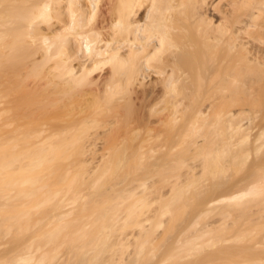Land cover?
I'll list each match as a JSON object with an SVG mask.
<instances>
[{
    "label": "bare ground",
    "instance_id": "1",
    "mask_svg": "<svg viewBox=\"0 0 264 264\" xmlns=\"http://www.w3.org/2000/svg\"><path fill=\"white\" fill-rule=\"evenodd\" d=\"M260 102H264V0H0V235L13 233L16 241L20 235L25 245L39 239L54 241L66 228H75L80 232L70 242L84 244L95 238L83 229L94 224L105 231L116 229L135 210L140 209L138 216L147 213L141 212L143 207L149 210L147 205L158 199V206L154 202L143 218L135 216L140 230L131 241L143 248L153 228L172 221L175 198L186 192L182 187L188 186L183 185L197 174L194 166L218 161L227 149L230 157L243 161L249 155L237 154L240 135H252L258 143L246 138L252 152L264 147V121L256 122L252 115V105ZM243 146L239 149L247 147ZM204 150L218 154L203 163ZM173 166L188 170L167 182L154 199H147L150 187L143 183L145 189L137 190L140 185L128 176L129 181L101 183L104 189L99 190L106 195L99 201L93 198L90 209L89 203L84 205L85 194L93 192L105 168L139 167V174L130 173H141L144 179L145 171ZM71 168L83 172L78 183L84 190L76 191L75 184L70 189L77 177ZM179 169L174 172L179 174ZM117 172L114 176H121ZM238 182L230 188L225 183L228 190L205 198L203 213L235 206L245 207L248 214L247 205L264 201L263 169ZM153 184L151 190L154 186L161 191L157 182ZM45 205L51 209L42 211ZM260 211L251 214L264 213ZM213 222L216 230L225 231L228 225L224 219ZM212 226L208 223L186 237L178 233L168 245L171 257L162 263L187 264L203 254L199 264H219L216 243L209 238L203 242ZM256 233L259 230L252 236ZM233 234L237 243L249 237L244 229ZM260 234L255 237L258 243L264 238ZM259 246L253 255L231 256L225 264H264V248L259 252ZM27 248L21 249L24 254ZM21 252L17 261L44 264L42 255L34 259L32 252L28 251L32 257Z\"/></svg>",
    "mask_w": 264,
    "mask_h": 264
},
{
    "label": "rangeland",
    "instance_id": "2",
    "mask_svg": "<svg viewBox=\"0 0 264 264\" xmlns=\"http://www.w3.org/2000/svg\"><path fill=\"white\" fill-rule=\"evenodd\" d=\"M260 103L261 104L258 103V105H260V106L262 105L261 107H259L257 104H253L252 105L253 112H254V113L252 112V115H254L256 117V118L254 117L256 122L264 121V102H260ZM205 130L206 129L204 128V132H205ZM221 135H224V134H221ZM220 136H218V138ZM225 136L227 137L226 134L224 136H222V137H224L223 140H226ZM238 137H240V138L243 137V138L239 139L240 141H238V142H240L241 145L237 142L240 145L239 147H242L244 144L247 147H245V145L243 147H245L246 149L245 148H243V149L240 148L239 149V147H237V149H236L237 150V154H245V155L248 154L249 156H245L244 160L242 161L243 157L242 158L240 157L241 159L237 158V157L233 158L234 156L230 157L231 154L229 155V151H228L229 149H227V152H226L227 155L224 152L223 153L224 157L222 155H220L221 157H220V159H218V161H217V159H215L216 161L212 159L213 162H211L212 160H210V162L212 164L210 163L209 165L208 164L207 165L209 167L212 165V167L209 168L208 166H205L203 168H200V166L199 167L198 166H196V167L194 166L195 168L193 167L192 170H193L194 173L198 174V177H197V174H196L195 175L196 177L194 176L193 178H191L188 181L189 183L191 182L189 185H183L184 187H186V186H188V187H186V188L182 187V191L185 190L186 192H189V193L181 192L178 195V197L180 199L179 198H175V200H177V201L174 202L173 215L171 214V216H173V218L171 217L172 221L168 220L169 222H171V224L167 221L166 222L167 224L166 225L164 224V226L162 228H161L162 224L159 225L160 227L157 226V227L153 228L154 231H155L154 232L153 229L151 230V231H153L152 232L153 235L151 234V231H149L148 233H150V235H152V237L151 236L149 237L148 233H147L148 234L147 236L149 237L148 238L149 242L150 241L151 242L150 243L148 242L149 244L147 243L146 245H144L143 248L136 247L135 246V242L136 241H131V238H132V240H134V238L132 236L137 234L136 232H138V230H140V228L138 229L139 225L138 224L136 225L137 222L135 223V220H136L135 216L138 219L143 218L145 216L144 214H147L151 209H153L152 206H153L154 202H156L158 199H156L153 202V204H151L149 206L147 205V209H149V210H146V206L143 207V209H145V210L144 211L142 210L141 212L143 213V212L147 211V213L145 212V213H143V215L139 214V216H138V212L140 211V209H139V211L135 210L134 215L130 214L133 217H131V218L127 217L128 219L126 218V220L128 222H124V221L122 222L124 225L127 223L125 226L123 224L121 226V224H120L119 226H116L117 227L116 229L114 227H108L109 229H106V231H105L104 228L101 229L103 226L101 225L102 226L101 227L99 225L101 228L98 226L100 228V230L98 232L97 229H99V228L97 227L96 224H94L97 228L93 225L92 228L95 227L94 229H92L91 226H90V230H89V228H88V230H86L87 228L83 229L84 231H86L85 234H87V235L90 234V235H92L91 236L92 238H95L91 242L87 241V243L85 242L84 244L75 242L73 240H72L73 241L72 243L70 242L71 239H69V238H73V235L75 236V235H77L80 232V230H77L75 228H73V229L72 228H70V229L66 228V230L64 231V236H58V237H56V239H54V241L53 240H50V241L47 240V241H45L47 243H45V242H43L44 241L43 239L42 240L39 239L38 241L40 243L39 242H35L36 240H33V242H31V241L28 242L27 241L25 243V245H24V242H25L24 240H19L21 238L20 235L18 236L19 239L17 238V241H16L15 237H17V236H15V234H13V233H7L6 235L1 234L0 235V264H33L32 262L26 263L25 261H23V262L22 261L21 262L17 261L16 260V256L18 255V253H20L22 251L21 249H23V251H25L26 250L25 247L27 248V246H28L30 248L31 244L33 245V243H36V244L39 243V245H40L41 241L43 242L42 244H44V243L45 244L44 245L41 244L40 246L37 245L39 247H35L36 245L34 244V246L32 248H30V250H27V252L28 251L32 252L33 256L34 255L37 256L36 258H38V257H40V255H42V259L44 260V264H163L162 261L165 260L167 256L171 257V254L168 253L169 252L168 251V248H169L168 245H171V244L174 243V239H175L176 235H178V233H182L183 237H186L189 234L197 233V231L200 230V228L204 229L206 227V224H208V223H210L211 226H212V222L213 221H214L213 223H216L217 221L223 220V219H224V221L226 223H228L227 227L228 228L230 227L229 228L230 230H228V229L226 230L227 227L226 228L224 227L225 231H223V228L222 229L220 228L221 230H219V229L216 230L214 228L215 226L213 225L212 226L213 230H210L208 233H206L203 236V242L207 241V238H209V242L216 243L214 245L215 247L213 248V250L215 251L214 256L217 257V260H218L219 264H225V260H228L231 256H232L231 258H235V257H237L239 255L238 257L242 258V257H245L244 255H248V253H249L248 256L253 255V254H250V253H253L254 251L257 252V248L256 247L260 245L258 248H260V247L262 248V246H263L262 243H264L263 242L264 238L262 240H260L261 237L259 238V242H262V243H258V241H255V240H258L255 237L258 238L260 232H261L260 236L264 235V222H260V223H263L262 225L257 223V222H259L261 220L264 221L263 220L264 219V213H259L261 216L259 214L256 216V212L261 210L259 208L264 207V201H261V202L255 201L256 205L252 204L253 203L252 202L251 204H252L253 208H252L250 203H249L250 205H247L248 207H250V210L252 208V210H251L252 212H254L256 210V212L252 213V214H251L250 210L247 211V209H249V208L246 209L248 214H245V212H243V210H245V207H243L244 209L241 208V210L243 212L242 213L240 208L235 207V206L233 208L232 207L231 208H226V210H225V208H222L223 212L221 210H220L221 212H217L219 209L216 210V211H210V212H206V213H203V211H202L203 210V201H205V198L207 199V197H209V196L218 195L219 193L222 192V190H223V192H224L225 189L228 190L233 185L232 182L233 183H240V182H238V180L243 182V181H245L247 179H250L251 177L256 176L257 173L259 171H261L262 169L264 171V147H263V145H259L258 146L259 149H257V151L261 150L259 152V154H257L258 152L255 151L257 147L254 148L255 150H253V152L254 151L256 152L255 155H254V154H252L253 153L252 150L250 148H248L249 146H252V144L249 145L251 142L253 144L255 143L256 145H258L257 142L252 141L253 136L252 135H250V136L249 135H246V136H243V135L241 136L240 135ZM246 138L248 139V141L251 138L250 139L251 142L248 143ZM220 139L221 138H219V140ZM243 141H244V144H243ZM245 142H247L248 144L245 143ZM237 143H234V144L238 146ZM260 146L263 147V148H261ZM233 147H234V145H233ZM251 148L253 149V146ZM247 149L251 150V151H249L250 153L248 152ZM204 151H203V163L205 162V160H207V158H209V157L211 158L213 156L212 154L214 152H215V154H218V152H216V151H214L213 153H206V151L205 152ZM232 151H235V150L233 149ZM234 153H236V152H234ZM239 156H241V155H239ZM246 157H247V159H245ZM226 158H228L230 160V162H233V164L230 163V162L227 163L228 159H226ZM231 158H233V160ZM220 160H221V163H220ZM222 160L224 162H222ZM236 160H237V162H236ZM259 160H261L263 162H261V161L259 162ZM214 161H215V164H214ZM258 162L260 163V165L258 164ZM229 163L231 164V168L234 167V169L232 168L233 170H231V168H229L230 167ZM256 163L258 164V166H257ZM216 164H217V166H216ZM221 164H223L222 167H221ZM224 164H228V166L224 165ZM234 164H235V166H234ZM254 164L256 166L255 168L253 166ZM175 167L176 166H173L172 168H174L175 170L177 169L176 170L177 173H178V169L180 168L179 169V174H183V175H179V174L175 173L174 172L175 170L174 169L172 170V168H170V167L165 169V171H164V169H158L159 171L155 170V171H158V172H154L153 169L150 170L148 168V170H150L149 171L150 173L152 171V174H151L152 176H154L155 174L156 175L154 177H152V176L148 175V174H150L148 171H145V173H144V171H142L144 173V177L147 176V178L143 179V177H142L143 175H141V173H140L141 176L140 175H136V176H140V179H139V177H137L138 180H137V178L135 179L136 176H134V175L132 176V173H130V171L133 172V170H136V171H134V173H136L138 171L137 173L139 174V171H140L139 167H138V169H136V167L134 169H133V167H130V168L129 167H123L122 169H121V167H119V168H117V167L114 168L113 167L114 169L113 168H107V169L105 168V170L102 171L101 175H99L98 179L96 180L97 181L96 185H95V183H93L95 186L93 184H92V186H94V190H95V188L97 189L95 191L98 194L97 196H99V193L102 192L99 189L103 190L104 189L103 187L105 185L109 184V182L113 183V179H115V180L117 179V181H120L122 179L125 180V181H129L130 179L127 180V177L130 176L129 178H132V181H131L132 183H133V181H134V183L136 181L137 184L140 185L139 188H137V190L145 189L144 184H146V187L147 186L150 187L148 192L151 193V191H152V193L151 194L147 193V199L148 200L149 199H154L156 192H157L156 195H158L161 192H163L162 191L163 190L162 189L163 186L166 185V187H167V184H168L167 182H171L172 180H175V179H178V178H182V176H184L185 172L188 170V168H186L185 166H182V167L181 166L180 167L177 166L178 168H175ZM213 167L214 168L218 167V168L212 169ZM219 167H221L222 170H220ZM226 167H228V168H226ZM126 168L129 169L128 172L131 175L128 172L125 173V171H127ZM184 168H185V171H184ZM61 169L64 170L63 168H61ZM61 169H59V173L62 171ZM71 169H72L71 170L72 172L77 173L76 174L77 177L76 176L74 177V181H75L74 183H71L70 185L67 184L66 187H68V185H69L70 189H73L72 186H74V184H75L74 189H76V191H80V190L82 191V189L84 190V187L81 184L78 183V182L81 181L80 180V178L82 177L81 173L83 174V172L80 169H78V168L77 169L71 168ZM112 169L113 170L121 169V170H119L117 172V171H113ZM145 169H147V168H145ZM225 169H227V171ZM143 170H144V168H143ZM224 170H225V172H224ZM163 171L165 173L169 174V175L171 174V176H169L170 178L165 173H163ZM202 171H203L204 174L202 173ZM79 172H80L81 176L79 175ZM111 172L113 173V175H111ZM114 172L115 173L116 172L117 173H121V176L119 174L117 175L118 177L114 176V175H116ZM199 172L201 173V176H200ZM207 172H209L208 176H207ZM212 172H214L213 175H212ZM146 173H147V175H146ZM164 174H165V176H164ZM219 174H221V175H219ZM246 174H247V176H246ZM122 175H124V176H122ZM148 176H149V178H148ZM163 176L167 177V178H164ZM49 177H47V180H48ZM124 177H125V179H124ZM172 177H173V179H172ZM50 178H49V180H50ZM67 178H66V181L63 182L64 184L66 182H68L69 179H70V177H67ZM76 178H77V181H76ZM197 178L200 179V180H198ZM239 178H241V179H239ZM153 179H154V181H153ZM155 179H159V180H155ZM161 179L170 180V181H166V183H165ZM229 179H231V180H229ZM106 181H108V182H106ZM158 181L159 182L162 181L163 183L162 182L159 183ZM229 181H231V183ZM104 182L107 183V184H104ZM139 182L140 183L142 182V183L139 184ZM156 182H157V185H160L159 188L161 187L160 188L161 191L159 189H157L158 188L157 185H155V187H157V188H154V186H153V189L151 190L152 184L153 183L155 184ZM63 183H62V185H64ZM101 183H103L104 186H103V184L101 186ZM225 183H226V186L230 184L228 189H227L228 186L223 188ZM148 184H150V186ZM213 185H215V186L212 187ZM79 187L80 188L82 187V189H80ZM210 188L212 190L213 189L214 190L211 191ZM155 189H157V191ZM94 190H92L93 192H91V193H87L88 195L85 194V196H86L85 199H87V200L86 201L84 200L85 201L84 203H86L84 205L86 206L89 203L88 204L89 206H86L89 209H90V207H92L91 204L94 202L95 199H96V201H99V200H101L103 198V195L104 196L106 195V193L102 192V194H100L101 197L100 196L97 197L96 196V192H94ZM153 191H154V193H153ZM90 194L93 196L92 198H91ZM89 196H90L91 200L89 199ZM152 196H154V197L152 198ZM93 198H95V199H93ZM182 198H186V199H182ZM88 200H90V201H88ZM91 201H93V202H91ZM158 204H159V201H157V203H155L154 205L158 206ZM47 206L48 205L43 206V208H41L42 211H46ZM150 206H151V208H150ZM257 206H259V208ZM257 208H258V210H257ZM50 209L51 208H49V207L47 208L48 211ZM89 209H88V211H89ZM42 211H38V214L42 213ZM262 211H264V210H261L260 212H262ZM103 213L107 215V213H109V212H107V213L103 212ZM135 213H137V214H135ZM36 214L37 213H35L34 215H36ZM81 214H82V212H81ZM106 215L105 216L103 215L104 218L106 217ZM83 216L85 217V215H83ZM83 216L80 215L79 217H83ZM86 216H88V215H86ZM91 216L90 215L88 216V218H90V220L93 221L94 219H96V217H94V216L91 217ZM258 217H259V221H257ZM262 217H263V219H262ZM101 218H103V217H101ZM105 219H107V218H105ZM105 219H102L101 221H105ZM138 219L136 221H138ZM105 228H107V227H105ZM110 228H112L113 230L110 229ZM156 228H158L157 231H156ZM71 229L73 231L75 229V231H74L75 233H76V231H78V232L76 234L72 233ZM210 229H211V227H210ZM240 229H244L245 234L249 235V237L247 236L246 239H243V240H241L240 242L237 243L235 241L236 240V235L233 234V230H240ZM42 230H39V231H42ZM45 230L46 229H44L43 231H45ZM69 230H71L70 231L71 233L68 232ZM255 230L256 231L259 230V234L256 233L254 236H252L254 234ZM37 231H38V229H37ZM96 232H98V234ZM104 232H107V235H105L106 233H104ZM29 233H30V231H29ZM31 233H33V230H32ZM103 233H104L105 236L103 235ZM34 234H35V232H34ZM16 235H17V233H16ZM36 235H39V233H37ZM87 235H85V236H87ZM223 235H228V236L227 237H223ZM128 236H130V237H128ZM63 237L66 238V242L64 240L65 238L63 239ZM97 237L99 239H97ZM124 237H125V239H123ZM54 238H55V236H54ZM102 238L103 239L106 238V240L100 242V239H102ZM153 238H155V241H154ZM35 239H37V236L35 237ZM89 240H91V239H89ZM152 240H153V242H152ZM19 241H21V242H19ZM22 241H24V242H22ZM48 242H52V243L48 244ZM254 242L255 243L257 242V243H256L255 249H253L254 250L253 251L252 250L253 247L251 248V245L252 244L255 245ZM21 244H23L25 247L24 246L22 247ZM20 245H21V247H20ZM29 248H27V249H29ZM263 248H264V246H263ZM262 249L261 250L258 249L259 252L262 251ZM23 251L21 252V254H24ZM210 251H212V250H210ZM263 251H264V249H263ZM263 251L261 252V254L264 255ZM27 252L25 254H28L29 257H32L31 253L30 252L27 253ZM258 254H260V253H258ZM19 256H22V255H19ZM33 258L36 259L35 256ZM201 259H203V254H201L198 258H195L194 260L191 259L192 262L191 263H187V264H199L198 261L201 260Z\"/></svg>",
    "mask_w": 264,
    "mask_h": 264
}]
</instances>
